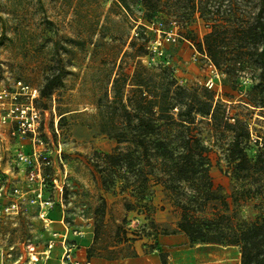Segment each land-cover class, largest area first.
<instances>
[{"label":"rangeland","instance_id":"obj_1","mask_svg":"<svg viewBox=\"0 0 264 264\" xmlns=\"http://www.w3.org/2000/svg\"><path fill=\"white\" fill-rule=\"evenodd\" d=\"M139 2L131 0L130 4ZM254 2L252 9L242 0H214L212 9H231L243 18L257 12V0ZM132 6L130 13L116 0H0V92H14L17 81L36 89L33 107L39 119L34 143L13 138L1 123L5 107L0 105V207L11 200L13 187L36 188L26 177L37 160L41 199L49 202L42 214L53 222L51 230L59 231L63 220L71 232H81V236L86 231L93 233L100 245L140 241L153 247L158 236L154 229L159 235H169L176 229L179 212L158 185L152 188L150 208H140L142 204L136 203L129 191H121L123 183L105 164V157L118 147L107 132L124 126L116 122L119 105L113 103V79L127 77L122 95L125 103L133 96L130 79L139 62L144 67L140 75L149 79L148 86L172 82V90L180 87L201 98L207 89L215 101L225 104L219 113L229 118L227 130L209 133L211 128L204 124L199 128L203 143L211 148L210 175L229 203L235 188L222 150L236 138L245 140L235 121L246 124L248 157L253 159L257 149L264 150V110L244 103L251 84L249 75L242 74L238 86L242 92L232 83L223 86L224 77L206 56L179 37L174 23L162 17L143 31L134 21L143 10ZM197 17L191 30L200 39L204 23ZM141 47L144 55L134 59V50ZM224 93L232 96L230 101ZM18 101L26 102L24 97ZM20 152L23 161L17 158ZM102 168H107L105 174ZM26 199L28 204L31 194ZM126 201L131 204L130 211L125 208ZM251 206L249 202L242 209L244 217L254 214ZM48 234L37 209L28 204L23 215L0 218V252L5 253L12 243L23 248L26 239L41 248ZM81 236L70 238L79 245L75 239ZM58 255L56 249L54 256Z\"/></svg>","mask_w":264,"mask_h":264},{"label":"trees","instance_id":"obj_2","mask_svg":"<svg viewBox=\"0 0 264 264\" xmlns=\"http://www.w3.org/2000/svg\"><path fill=\"white\" fill-rule=\"evenodd\" d=\"M116 1L126 12L131 13L132 5L143 10L139 20H134L143 31L162 17L174 23L179 37L206 56L224 77L223 86L232 83L242 92L238 87L242 74L249 75L251 84L244 103L254 110H264V0H257L254 15L243 18L231 9L213 11L214 0ZM242 1L252 9L256 6L255 0ZM196 15L204 23L205 33L200 39L191 30ZM144 53L141 47L132 55L137 59ZM141 70L144 67L136 62L129 90L133 96L125 103L122 95L127 77L118 76L112 83L113 103L119 105L116 122L124 126L107 132L118 147L105 157V164L123 183L121 191H129L130 197L142 204L140 208L149 209L152 188L158 185L179 212L176 229L170 234L183 233L192 245L236 247L240 264H264V150L257 149L256 156L249 158L246 124L235 121L245 140L236 138L222 150L235 188L231 203L227 202L210 175L211 148L203 143L199 128L204 124L211 128L209 133L227 130L229 118L219 113L225 104L215 101L207 89H203L201 98L180 87L172 90V82L168 86L151 82L148 86L149 79L140 75ZM223 97L228 101L232 98L228 93ZM107 168L101 172L105 174ZM103 186L107 190L105 180ZM249 202L254 214L246 218L242 209ZM125 208L132 209L130 202H125ZM159 234L154 229V235ZM161 260L165 264L164 256Z\"/></svg>","mask_w":264,"mask_h":264},{"label":"built area","instance_id":"obj_3","mask_svg":"<svg viewBox=\"0 0 264 264\" xmlns=\"http://www.w3.org/2000/svg\"><path fill=\"white\" fill-rule=\"evenodd\" d=\"M156 27V31H158ZM24 97L26 102L20 103L18 99ZM37 97V90L31 89L22 84L20 81L15 83V91L7 94L0 92V105L5 107V113L1 117V123L8 127L10 136L13 138L32 140L34 143L38 132V114L33 107V101ZM35 155V151L33 153ZM17 158L21 161L25 160L22 153L17 154ZM33 172L28 174L26 182L29 184L36 183V188L24 189L19 186L13 187L9 202L0 207V218L8 216H19L24 214V208L28 204L37 209L38 217L43 222V228L49 233L47 240L41 248L37 243L26 239L23 248L18 244H10L7 251L2 254L0 252L1 264H49L51 261H57V264H90L87 260H81L78 256L80 250L79 245L71 240V235L81 236V232H71L69 228L60 220L61 229L53 231L50 228L52 221L45 217L44 210L49 206V202L42 201V192L40 189L41 171L38 161H35ZM31 194L28 201L26 197ZM133 222H138L134 220ZM82 237V236H81ZM56 249H59L58 257L54 256Z\"/></svg>","mask_w":264,"mask_h":264},{"label":"crops","instance_id":"obj_4","mask_svg":"<svg viewBox=\"0 0 264 264\" xmlns=\"http://www.w3.org/2000/svg\"><path fill=\"white\" fill-rule=\"evenodd\" d=\"M82 235L75 239L80 248L78 256L90 264H162L161 256H164L165 264H240L236 247L192 245L183 233L158 235L153 247H150L151 243L146 246L140 241L105 246L96 243L90 231Z\"/></svg>","mask_w":264,"mask_h":264}]
</instances>
